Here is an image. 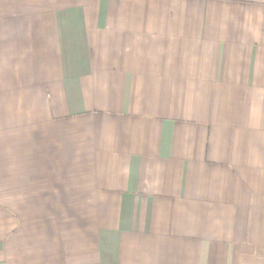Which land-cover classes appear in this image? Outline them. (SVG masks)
Masks as SVG:
<instances>
[{
  "label": "crops",
  "instance_id": "1",
  "mask_svg": "<svg viewBox=\"0 0 264 264\" xmlns=\"http://www.w3.org/2000/svg\"><path fill=\"white\" fill-rule=\"evenodd\" d=\"M0 264H264V0H0Z\"/></svg>",
  "mask_w": 264,
  "mask_h": 264
}]
</instances>
